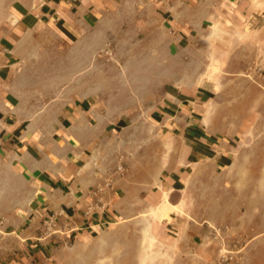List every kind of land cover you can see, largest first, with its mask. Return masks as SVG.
Masks as SVG:
<instances>
[{"label": "rangeland", "instance_id": "1", "mask_svg": "<svg viewBox=\"0 0 264 264\" xmlns=\"http://www.w3.org/2000/svg\"><path fill=\"white\" fill-rule=\"evenodd\" d=\"M150 1L118 0L76 39L32 31L24 65L33 91L25 102L51 111L77 96L99 97L131 117L134 141L120 153L176 154V164L183 138L167 143L149 117L171 84H201L205 129L225 136L233 153L189 171L169 200L180 202L175 222L155 221V210L139 205L97 235L56 242L36 264H264V14L226 16L181 39L151 13ZM16 243L0 233V264Z\"/></svg>", "mask_w": 264, "mask_h": 264}, {"label": "crops", "instance_id": "2", "mask_svg": "<svg viewBox=\"0 0 264 264\" xmlns=\"http://www.w3.org/2000/svg\"><path fill=\"white\" fill-rule=\"evenodd\" d=\"M117 1L0 6V233L17 241L7 264H36L56 242L97 235L139 205L155 210V221L173 223L180 202L169 200L189 171L233 153L225 136L205 129L201 84H171L149 117L167 143L183 138L176 164V154L120 153L134 141L131 117L99 97L77 96L51 111L25 102L33 91L24 65L29 34L42 27L61 40L76 39L103 23ZM151 1V13L181 39L223 25L226 16L243 21L264 14V0Z\"/></svg>", "mask_w": 264, "mask_h": 264}, {"label": "built area", "instance_id": "3", "mask_svg": "<svg viewBox=\"0 0 264 264\" xmlns=\"http://www.w3.org/2000/svg\"><path fill=\"white\" fill-rule=\"evenodd\" d=\"M122 169V166L121 165H118L117 166V170H121ZM106 186L109 187V183L106 184ZM98 190H100V188H98ZM90 210V207L88 208V211Z\"/></svg>", "mask_w": 264, "mask_h": 264}, {"label": "bare ground", "instance_id": "4", "mask_svg": "<svg viewBox=\"0 0 264 264\" xmlns=\"http://www.w3.org/2000/svg\"><path fill=\"white\" fill-rule=\"evenodd\" d=\"M164 210H165L164 208L161 209V212H162L163 215L165 214V213H164Z\"/></svg>", "mask_w": 264, "mask_h": 264}]
</instances>
